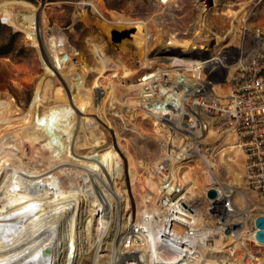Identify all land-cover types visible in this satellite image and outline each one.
Wrapping results in <instances>:
<instances>
[{
    "label": "bare ground",
    "instance_id": "obj_1",
    "mask_svg": "<svg viewBox=\"0 0 264 264\" xmlns=\"http://www.w3.org/2000/svg\"><path fill=\"white\" fill-rule=\"evenodd\" d=\"M207 1L200 6L201 19L211 9ZM248 3H240L237 9L225 8L224 16L229 20L225 36L207 30L214 39V46L207 47L212 54L229 45H224L223 39L235 42ZM78 16L85 20L84 11ZM0 20L23 32L37 47L44 70L34 83L28 107H19L9 93L0 90V264H264V242L256 240L254 224L258 216H264V201L243 216L239 212L241 225L234 233L226 226L232 222L225 220L233 212L231 207L219 214L222 199L241 200L242 190L247 189L241 163L245 156L234 145L235 130L218 134L211 122L206 123V136L213 145L219 141L222 148L212 155L216 164L213 159L205 167L222 166L232 174L230 182L214 178L220 186L215 187L216 196L210 201L212 215L224 225L225 232L235 236L227 237L223 244L220 232H215L219 234L216 239L218 234L212 230H195L188 212L170 210L182 196L188 200L203 196L215 175L207 167L199 174L181 164L179 160L186 159L182 139L170 136L158 121L162 110L150 104L149 95L138 82L141 79L132 83L144 64L150 41L160 42L159 47L169 43L180 45L183 51H200L204 43L198 34L204 28L187 39L172 37L169 32L161 38L164 32L157 28V35L146 40L147 27L141 21L135 26L102 22V31L86 25L82 57L80 51L50 33L41 6L0 0ZM112 27H133L134 32L130 40L114 46L108 41ZM223 67L228 82L234 65L224 61ZM107 72L125 80L124 91L141 90L128 108L141 110L149 120L152 138L165 149V161L158 157L148 160L145 155V162L119 145L95 89ZM48 77L54 84L47 85ZM213 94L226 103L230 91L215 84ZM174 139L178 148H167ZM142 168L154 173L156 181L154 175L142 180V174L138 176ZM183 168L188 170L180 176L178 171Z\"/></svg>",
    "mask_w": 264,
    "mask_h": 264
},
{
    "label": "rangeland",
    "instance_id": "obj_2",
    "mask_svg": "<svg viewBox=\"0 0 264 264\" xmlns=\"http://www.w3.org/2000/svg\"><path fill=\"white\" fill-rule=\"evenodd\" d=\"M20 1H25L32 5H37L38 7L41 6L44 12L47 25L50 29V33L56 39L64 41L69 47L80 51L82 57H83L82 51L84 50L83 36L85 33L86 25L96 31H100L102 29L100 25L102 22H109V23L115 22L122 25L135 26L138 22L141 21L147 27L148 38L147 37L144 38L146 40H149V39H153L157 35L158 33L157 30H159L157 29V25L161 21L162 23H164V25L167 26L166 29L168 30L167 32L173 33V31L175 30L176 31L186 30L191 21L198 19L199 24L201 22L203 24L200 25L199 28H194L192 30L191 33L193 34L191 37L195 36L196 32L200 31V28L201 29L204 28L198 34L199 35L198 39L200 40V34H202L203 37H206L205 39H207V37L210 36L208 35L207 30L211 31V33L213 34L225 36L226 30L228 28L226 21L229 20L224 16L223 12L225 11V8L227 6L230 5L233 7L232 9H237L240 3L248 1L249 3L246 4L245 9L243 11L244 13L242 12L244 14V20L240 22L239 31L237 33L238 35L237 39L235 40L234 43L231 44L229 43L230 38H227L225 40L223 39L222 43L224 45L229 44L228 45L229 47L227 46L222 48L221 49L222 51L219 50L221 52H225L229 56L232 55L234 52L229 50L228 48L233 47L235 50H237L240 47H245L250 45L248 38L249 32H251L253 27L255 26H260V27L264 26V0H208L207 4L211 6V9L208 10V14L205 15V18L203 19H201L202 17H199L200 13H198L196 7L191 4L190 0H183V5L186 9L185 18L175 22L170 21L169 18L167 20L164 14L160 12L161 8L159 7L158 0H20ZM204 1L205 0H200V6ZM81 11H84L86 15L84 21L80 19L78 16V13ZM160 18H162L163 20ZM236 22L237 20H234L233 23L236 24ZM0 25H1L0 46L4 47V45L8 41L11 43L9 46L10 53L0 56V90L9 93L19 107L21 108L28 107L33 98L34 83L40 77H42L44 72L41 61L42 60L41 53L23 32L15 30L12 26L7 25L6 23L3 24L0 23ZM204 25L205 27H203ZM210 37L213 39V36ZM185 39L187 38L185 37ZM202 41L203 40H200V43H203ZM211 43H209L210 48L214 46V39L213 41H211ZM158 45H160V42L158 43L155 42V44L151 41L149 42L148 52L144 64L142 65L144 67L141 66L140 70L135 75L134 80H132L133 84L138 83L137 80H139L141 74L143 73L144 71L143 69L144 68L147 69L148 67H150L149 60L152 54L149 55V53L154 47ZM225 64L229 66L234 65L233 60L228 59V57ZM110 73L111 72H109L107 75L105 74L104 77L98 79L95 89L98 91V103H102L104 106L103 115L106 116L104 118H106V120L108 119L107 120L108 122L110 121L109 125L113 130L112 132H115L114 135H116V139L119 145L126 146V148L130 151V153H134L136 156L140 158V160H143L145 162L147 159L148 160L153 158L155 159L157 157L162 161L164 159L163 153L165 149L163 148L162 144L160 145L161 143L160 141H157L154 138H152L153 135H151L152 129L150 123L148 122L149 120L144 119V115L141 114V110L135 108L133 112L131 111V109L133 108H128L127 105L130 101H132V99L134 100L136 98L137 92L141 90L135 89V92L134 89L130 90L129 92L124 91L123 86L125 85V80L120 79L119 76L117 75L115 76L112 73L111 74ZM225 77L226 75L224 74V79L221 80L219 77L216 76L214 83L222 86H227V89L230 91L232 76L230 77L228 82L225 80L226 79ZM49 78L51 80L47 84L48 86L54 84V80H52L51 77H48V79ZM229 97L227 98V100L229 99ZM126 108H128L129 110ZM205 121H209V120H205ZM212 123H214V121ZM163 127H165V129H168L166 126ZM145 128H147L145 130L146 132L143 130ZM141 131H144L145 133L144 132L142 133ZM223 132L224 131L219 132L218 134H221ZM168 134H170V136H173L174 134L179 136L180 139H182V143L184 144L185 150L187 148L189 149L192 147L191 142L185 140V137H183L181 133H177V132L173 133L172 130L170 131V129H168ZM205 138L207 140L205 139L206 141H203V143L204 145L209 144L210 147H212L211 148L213 151L212 154L214 156L215 153H218V151L221 150L222 147L219 146L220 145L219 141H215L213 145V141L211 142L210 138H208L207 136H205ZM176 144L178 145V142L177 140L174 139V143L172 144L170 143L172 147L167 146V148L177 149L178 147L176 146ZM234 145L238 147V150L242 152V157H244L243 151L240 147V141L238 139V135ZM138 153L141 154L139 155ZM201 154L202 153H186L184 156L186 157V159H181L179 161L183 166L185 165L188 168H193L196 173L198 172L200 174V172H202L203 170L205 171L206 168ZM145 155L147 156V159ZM212 160L215 163L214 157L212 158ZM241 163L243 164V168H244V175H243L244 186L247 189H245V191L244 189L242 190L243 198L241 200L233 199L232 201L231 210L233 212H230L229 216L225 219L227 220V222H232L227 224H232V225H234L237 222L239 223V225H241L239 212H241V216H243V213L246 210H250V208L253 209L255 207L254 204H261L264 201L263 199L256 196L248 189L245 180V157L243 158ZM161 165L162 164H159V166ZM235 167L233 168L236 169ZM214 168H211V172L213 173V175H215V177L218 180H220L221 182L231 181L232 174L230 175L225 170L224 167L217 166ZM187 170L188 169L183 168L180 171H178V174L181 176L183 175V171H187ZM138 173H139L138 176L142 174V180L143 177H150V176L152 177L154 175V173L150 175L149 173L145 172L143 168L139 170ZM152 179L156 181L155 175L152 177ZM199 179L200 181H202L201 180L202 177H200ZM136 182H137L136 184H138L140 181L138 182L137 180ZM189 185L185 184L184 186H189ZM218 186L220 185L217 183L215 187ZM207 187H209V183ZM137 189L141 190L140 187H138ZM206 196H207V192L201 197H195L189 200L182 196L178 201H176L177 203L174 206H172L170 210L173 209L176 210L178 208L182 212L185 211L186 213L188 212V214H190L189 216H191L192 219H194V223L192 225L193 227H195V230L198 229L200 231L212 230L214 233L220 232V235H223L222 236L223 239H221V242L225 244L228 241V239H226L227 237L231 236V239H234L235 236L232 235L233 233L230 234V232H225L223 230L224 225L219 224L217 222V217H212L210 198ZM161 199H162V194L160 196V200ZM123 205L124 204L122 203V206ZM255 210L254 211L252 210V212H255ZM168 214L169 212L166 213V216ZM193 215H195L196 218ZM134 229H135L134 232L136 233L137 228ZM215 238L219 239V234L216 235ZM129 245L130 244L127 242L126 246L129 247ZM244 259H247V256L244 255Z\"/></svg>",
    "mask_w": 264,
    "mask_h": 264
},
{
    "label": "built area",
    "instance_id": "obj_3",
    "mask_svg": "<svg viewBox=\"0 0 264 264\" xmlns=\"http://www.w3.org/2000/svg\"><path fill=\"white\" fill-rule=\"evenodd\" d=\"M191 1L199 13L200 0ZM158 2L160 12L167 20L169 18L175 22L185 18L183 0ZM199 27L197 19L191 21L186 30H175L171 35L189 38L192 30ZM157 28L164 32L161 38H165L167 26L159 22ZM205 38L200 34V40L204 43L201 52L196 49L183 51L180 45H170L169 40L166 47H154L149 53L154 60L150 58V67L143 69L138 82L149 95L148 100L154 109L160 106L162 111L157 114L158 121L190 141L192 147L186 149V153H202L205 165L212 162L213 155L210 145L203 143L206 141V123L211 122L217 133L233 128L245 156L247 187L264 200V26L253 27L248 36L250 45L238 48L230 56L222 50L212 54L207 47L213 39L210 36ZM227 57L233 60L234 72L230 97L226 103H222L214 96L213 86L216 76L224 79L225 72L222 70L225 69L223 63ZM207 168L211 172L213 167ZM212 177L209 189L215 190L217 183L214 182L215 176ZM231 204V197L222 199L219 214L223 215ZM226 226L233 233L240 227L239 223Z\"/></svg>",
    "mask_w": 264,
    "mask_h": 264
},
{
    "label": "water",
    "instance_id": "obj_4",
    "mask_svg": "<svg viewBox=\"0 0 264 264\" xmlns=\"http://www.w3.org/2000/svg\"><path fill=\"white\" fill-rule=\"evenodd\" d=\"M1 24H3L0 21ZM134 32V28L129 29H117L115 27L110 28L108 33V40L114 46L120 44L123 40H130V35ZM212 44V43H211ZM216 196V191L214 189H209L207 191V197L213 199ZM255 238L259 242H264V216H258L255 219Z\"/></svg>",
    "mask_w": 264,
    "mask_h": 264
},
{
    "label": "trees",
    "instance_id": "obj_5",
    "mask_svg": "<svg viewBox=\"0 0 264 264\" xmlns=\"http://www.w3.org/2000/svg\"><path fill=\"white\" fill-rule=\"evenodd\" d=\"M0 27H1V25H0ZM10 42L8 41L5 45H4V47H2V46H0V56L1 55H6V54H9L10 53Z\"/></svg>",
    "mask_w": 264,
    "mask_h": 264
},
{
    "label": "crops",
    "instance_id": "obj_6",
    "mask_svg": "<svg viewBox=\"0 0 264 264\" xmlns=\"http://www.w3.org/2000/svg\"><path fill=\"white\" fill-rule=\"evenodd\" d=\"M191 1V0H190ZM191 4H192V1H191ZM184 9H185V7H184ZM185 12H186V9H185Z\"/></svg>",
    "mask_w": 264,
    "mask_h": 264
}]
</instances>
